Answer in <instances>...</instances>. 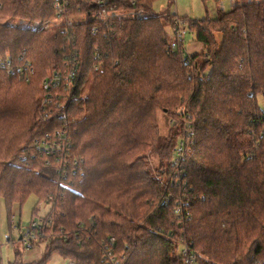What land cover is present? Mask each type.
Returning <instances> with one entry per match:
<instances>
[{
  "label": "trees",
  "instance_id": "obj_1",
  "mask_svg": "<svg viewBox=\"0 0 264 264\" xmlns=\"http://www.w3.org/2000/svg\"><path fill=\"white\" fill-rule=\"evenodd\" d=\"M65 1L0 0V197L9 218L31 196L51 206L45 253L12 264H185L183 243L197 264H264V0L185 23L202 46L189 58L156 0ZM59 18L74 22L19 24ZM75 64L66 117L40 122L48 71ZM57 130L68 162L38 150Z\"/></svg>",
  "mask_w": 264,
  "mask_h": 264
},
{
  "label": "rangeland",
  "instance_id": "obj_2",
  "mask_svg": "<svg viewBox=\"0 0 264 264\" xmlns=\"http://www.w3.org/2000/svg\"><path fill=\"white\" fill-rule=\"evenodd\" d=\"M223 4L225 8H223ZM230 8L229 0H156L153 4L152 13L157 15H174L177 19L183 20L184 22H180V29L186 31L183 49L188 54L194 55L201 52L202 49L196 52L200 44L196 40V35L188 27L184 29V24L190 20L201 21L205 18H216L220 12L229 11ZM174 35V31L169 30L170 39H173ZM260 103L264 107V99L261 98ZM159 121L161 132L167 134L172 121L163 115L159 116ZM50 213V204H39L38 199L35 196H31L22 207L15 206L12 217L9 218L5 201L0 197V248L3 264L14 263L18 251L23 252V260L26 262L31 260L39 261L45 253L46 243L39 241L33 249L23 250L24 248L20 241L21 232L33 222L40 223L44 221L49 217ZM182 249L183 245L180 244L178 252ZM35 261H31V263ZM62 263L64 264L65 260L59 255H53L49 262V264Z\"/></svg>",
  "mask_w": 264,
  "mask_h": 264
},
{
  "label": "built area",
  "instance_id": "obj_3",
  "mask_svg": "<svg viewBox=\"0 0 264 264\" xmlns=\"http://www.w3.org/2000/svg\"><path fill=\"white\" fill-rule=\"evenodd\" d=\"M230 1V10L235 8L236 6L243 5L245 0H229ZM248 3H251L253 0H246ZM68 2L65 0H56V5L58 7V15H61L66 7L68 6ZM223 8L224 4H223ZM143 16L142 11H139L135 13V17L141 18ZM60 17V16H59ZM115 17V12L112 10L103 9L101 12H99L96 16L98 20H107L109 18ZM74 20L67 19V20H52V22H40V21H34L32 23L27 22H20L19 24L21 26L27 27L28 29H31L33 31H39L42 29H47L51 26H56L60 24H64L66 26L72 25ZM181 24V23H180ZM175 43L172 45L173 49H177L179 46H183V40L184 36L186 34V31L180 29L175 31ZM185 52V50H184ZM189 55L187 52H185V56L189 58ZM190 62V59L187 60V63ZM78 66L75 64L74 69L70 72H61V71H54L49 70L47 73L46 78L43 80V87L45 90H48L47 94L44 95L41 99V105H40V122L42 123H48V121L56 114L60 113L62 118H65V108L66 105L61 103V98L72 95V90L75 88V82L77 79V69ZM98 70L102 69V66L100 65L97 67ZM33 70L26 66L23 69V74L25 75L26 80L28 81V75L27 73H32ZM61 90L63 94L58 95L54 91ZM57 97V98H56ZM62 110L64 111L62 113ZM71 141L67 137L64 130H57L55 134H47L45 138H43L39 144H38V150L45 155L48 156H56L58 158V162L62 163L68 162L67 158L70 150L72 149ZM185 142H181L179 144L178 153L179 156H183L185 153ZM58 173L61 174L62 177L66 176V172L63 170L62 164L60 168L58 169ZM47 227V221L46 219L44 221H41L40 223L33 222L29 227L24 228L21 232V238L20 241L23 245V248L25 250L33 249L36 244L40 241L41 238H43L45 235V230ZM183 249L178 252V254L182 257L185 264H197L195 256L191 253V249L188 245L182 244ZM1 247V246H0ZM0 263H3V257L1 253L0 248Z\"/></svg>",
  "mask_w": 264,
  "mask_h": 264
},
{
  "label": "crops",
  "instance_id": "obj_4",
  "mask_svg": "<svg viewBox=\"0 0 264 264\" xmlns=\"http://www.w3.org/2000/svg\"><path fill=\"white\" fill-rule=\"evenodd\" d=\"M201 49H202V46L200 45L199 49H198L196 52L200 51ZM196 52H194V53H196ZM31 261H35V260H31ZM31 261H27V262H31ZM66 263H67V261H65L64 264H66ZM62 264H63V263H62Z\"/></svg>",
  "mask_w": 264,
  "mask_h": 264
}]
</instances>
